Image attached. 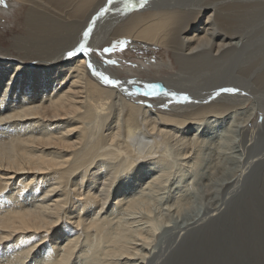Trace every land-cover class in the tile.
<instances>
[{
    "label": "bare ground",
    "instance_id": "6f19581e",
    "mask_svg": "<svg viewBox=\"0 0 264 264\" xmlns=\"http://www.w3.org/2000/svg\"><path fill=\"white\" fill-rule=\"evenodd\" d=\"M259 1L148 0L141 8L132 0L135 7L124 11L108 0H3L1 12L19 7L21 35L11 51L0 49V251L11 250L14 263L39 251L48 264H66L74 255L92 257L85 264H161L225 210L264 156L257 151L260 131L250 126L254 117L264 118V92L252 90L264 86V18L252 11L264 7ZM89 27L92 52L69 58ZM122 40L165 50L172 67L122 75L103 52ZM93 70L118 83L105 84ZM146 84L159 92L145 95ZM243 103L251 106L242 114ZM228 115L243 153L236 174L220 185V206L147 227L112 216L149 213L143 192L130 200L115 197L106 212L119 172L164 165L172 139L186 146L182 159L193 158L201 143L193 134ZM99 168H107V176Z\"/></svg>",
    "mask_w": 264,
    "mask_h": 264
},
{
    "label": "rangeland",
    "instance_id": "374dc122",
    "mask_svg": "<svg viewBox=\"0 0 264 264\" xmlns=\"http://www.w3.org/2000/svg\"><path fill=\"white\" fill-rule=\"evenodd\" d=\"M262 1L264 0L259 2ZM1 9L2 7H0ZM252 11L259 14V19L264 18V7L254 8ZM18 18H20L19 7L6 13L0 11V49L11 51L13 38L21 35L19 31L21 20ZM255 28L258 27L255 26ZM261 30L263 31L264 27L260 28ZM257 50L258 48H255V51ZM103 52L108 56L111 55L112 60L109 58L107 60L115 61V63H111L110 66L117 68L116 70L122 72L124 76H128L127 72H131L133 75L137 68L148 69L156 67L157 64H164L165 67L173 65L171 55L165 50L132 48L130 44H127L123 50L117 47L114 51L105 52L103 50ZM257 55L263 56L259 53ZM262 87L264 88V86L258 85L257 89L251 88L261 93L264 92ZM31 89L33 90L32 87ZM243 104L244 107L239 112L242 114L251 106V103ZM227 117L215 123L214 120L204 122L201 129L196 132L197 134H193L195 136L199 134L201 138V143L191 151L193 158L190 156L188 159H182L179 156V150L185 152L186 146L182 147L180 142L172 139L169 141L166 161L164 165L160 164L161 167L160 165H148L149 167L141 168L132 174L119 172L110 185L109 202L105 205L106 212L113 211L115 197L130 200L135 196H142L143 192V199L150 209L149 213L142 212L132 216L126 215L123 211H115L112 216L118 215L122 219L136 218L137 225L147 223V225L141 226L147 227L150 223L157 225L172 221L179 223L203 211V207L206 209L208 206H217L220 203V194L224 189H221L220 185L222 181L236 174L239 158L243 153L240 148L239 133L236 134L235 130L227 125L226 120H232L230 116ZM242 117L240 116V119ZM252 125L260 131L257 151H264V118L260 115L254 117L250 126ZM263 158L264 156H260L256 160L258 163H256L255 169H257L249 172L247 182L241 184L240 194L235 196V200L231 201L225 210L211 218L206 225H203L204 227H199L191 235V238L185 239L175 246L172 249L173 252H169L164 258L171 257L169 260L167 259L169 262L163 260L162 263L160 262L161 264H264ZM97 170L102 172V177L107 176V168ZM95 172L97 171L95 170ZM159 176L164 177L162 181L147 188L149 183H152V179L154 181ZM208 211L209 209L203 212L207 214ZM104 214H106L105 211ZM56 241H61V239H56ZM81 241L86 242L85 240ZM5 247L3 246L0 251V264L10 262L13 264H48L44 259L45 256L39 251L31 252L21 263H14L15 256L11 250ZM72 258L66 264H85L88 260H92V257L88 255H74Z\"/></svg>",
    "mask_w": 264,
    "mask_h": 264
},
{
    "label": "snow or ice",
    "instance_id": "6c2138e0",
    "mask_svg": "<svg viewBox=\"0 0 264 264\" xmlns=\"http://www.w3.org/2000/svg\"><path fill=\"white\" fill-rule=\"evenodd\" d=\"M148 2V0H140V7H144V5H146ZM0 3H3V0H0ZM113 3H122L124 5L123 10L124 11H128L130 8L135 7V5L132 3V0H108V4L111 5ZM109 9L107 7H105L104 9L101 10L100 15H104ZM92 32V28L89 27L87 29V31H85L83 33V37H84V42L80 43L78 47H76L74 50L68 51L67 52V56L69 58H74L77 57L79 54H83L84 56L89 55L92 52V49L89 48L87 46V41L88 38L90 36ZM128 41L126 40H122L119 41L117 44H113L112 47L104 49L105 52H111L114 51L117 47H119L121 50L124 49V47L127 45ZM109 63H115V61H109ZM88 67L92 68L91 63H88ZM94 74L98 75L100 77V79L105 83V84H110V85H116L118 82L115 80H111L109 79L107 76L103 75L102 73H95ZM145 95H149V94H156L159 92V86L158 85H154V84H146L145 86ZM223 92H227V93H233L236 94L239 92V89L236 88H225L222 89ZM220 93L218 92L217 95H219ZM165 95H168V93H165ZM175 97V94H172ZM182 101H187L188 97L187 96H181L179 98Z\"/></svg>",
    "mask_w": 264,
    "mask_h": 264
}]
</instances>
